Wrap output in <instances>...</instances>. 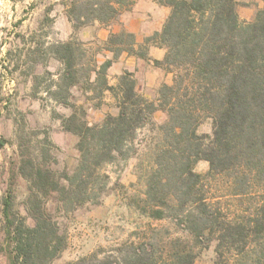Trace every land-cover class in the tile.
<instances>
[{
  "label": "trees",
  "instance_id": "obj_1",
  "mask_svg": "<svg viewBox=\"0 0 264 264\" xmlns=\"http://www.w3.org/2000/svg\"><path fill=\"white\" fill-rule=\"evenodd\" d=\"M157 1L171 7L162 30L143 43L126 28L113 32L104 44L113 57L101 63L72 39L51 46L61 67L59 78L46 89L72 109L60 117L63 129L78 136L79 158L73 169L62 172L33 157L21 159L18 173L31 181L27 215H20L10 188L2 201L10 264H49L64 250L67 235L46 201L56 194L66 210L98 203L110 178L103 165L134 155L138 130L158 110L167 118L149 148L145 210L152 218L170 219L179 234L160 252V229L153 228L148 241L127 243L101 264H197L198 248L213 239L214 264H264V6L248 21L240 17L238 0ZM126 3L67 0L65 5L70 21L80 28L116 21L119 5ZM152 42L166 48L155 63L174 72L172 83H162L157 100L137 91L130 70L110 84L107 71L114 60L123 52L146 58ZM76 86L92 91L87 98H99L95 105L111 91L118 113L89 122L85 106L70 100ZM207 118L212 119V133H199ZM201 159L209 162L204 174L195 170ZM219 175L230 196L247 198V206L234 215L220 196L209 194L207 179Z\"/></svg>",
  "mask_w": 264,
  "mask_h": 264
},
{
  "label": "rangeland",
  "instance_id": "obj_2",
  "mask_svg": "<svg viewBox=\"0 0 264 264\" xmlns=\"http://www.w3.org/2000/svg\"><path fill=\"white\" fill-rule=\"evenodd\" d=\"M136 1L128 0V3L119 5L120 19L111 25L101 22L97 25L94 21L75 28L67 15V0H0V264H10L1 222L2 201L9 188L20 215H27L26 200L31 192V181L18 173L21 159L33 157L36 162L46 163L62 172L65 168L73 169L79 158L78 136L63 129L60 117L70 114L72 109L57 102L46 89L50 82L59 78L61 67L51 52V46L72 39L86 49L87 56L94 54L99 62L112 58V52L111 57H105V40L97 34L109 32V37L114 29L125 28L124 14ZM254 3L255 0L241 1L240 11L247 14ZM150 20L154 21V17ZM91 24L94 26L88 27ZM85 59L88 58L82 61ZM155 60V54L136 57L132 63L135 70L122 68L121 64L112 66L107 71L108 80L117 84L119 76L128 69L134 73L137 91L156 101L162 83H172L174 72L157 65ZM150 78L154 79V85L149 83ZM72 94L71 102L85 106L91 123L102 122L108 113H118L117 99L111 91L105 92L100 105H95L99 98H87L92 91L76 86L72 88ZM166 118L165 111L155 112L152 120L137 132L136 153L127 160L117 159L103 165L110 178L98 203L88 202L66 210L60 207L56 194L46 201L54 220L67 235L64 250L49 264H101L105 256L117 254L127 243L148 241L153 228L160 229L161 235L157 231V239L162 240L161 252L171 243L170 239L179 234L170 219L152 218L145 210L143 176L149 169V148L159 138L158 125ZM212 126V119L207 118L199 125L198 131L212 133ZM208 169L209 162L204 159L195 165V170L203 174ZM224 180L220 175L208 178L206 185L210 188L209 194L220 196L228 212L234 215L238 209L247 206V198L230 196ZM241 202L243 206L239 207ZM28 221L32 222V219L29 217ZM216 244L217 240L213 239L198 248L196 263L214 264Z\"/></svg>",
  "mask_w": 264,
  "mask_h": 264
},
{
  "label": "crops",
  "instance_id": "obj_3",
  "mask_svg": "<svg viewBox=\"0 0 264 264\" xmlns=\"http://www.w3.org/2000/svg\"><path fill=\"white\" fill-rule=\"evenodd\" d=\"M238 1L241 2L243 0H238ZM146 4H149V5H146ZM239 6H240V3L238 5V12L239 14L241 13V17L246 20H251V18L254 15L255 10L257 8L261 9L264 6V0H255V3L252 5L253 7L251 8V10H248L247 14L241 12ZM131 7L132 8L127 13L124 14V18L122 19V21L126 29L135 33L138 43H143L145 41L144 40L145 35L149 36L157 31H161L163 28L164 22L171 10L170 6L160 4L157 0H137L134 3V5L132 4ZM151 15L154 17V21L150 20V18L152 19ZM96 23H98L97 25H100L99 21H95V24ZM136 23L138 24L136 25ZM92 25L93 24L89 25L88 27ZM113 31L118 32L119 29H114ZM108 35H109V32H104V31H100L97 34V36L100 37V39H103L105 41L108 38ZM152 45H149L148 55L155 54L156 59L162 60L165 56L166 48L158 44H155V43ZM135 56L139 57L137 55L129 54L128 52H123L118 58L114 60L113 62L114 65L112 64L111 67L121 64L122 68L127 67L130 70L131 69L135 70V66L132 65V63L136 61ZM105 57H111L110 50H107V54L105 55ZM103 61L104 60H101L100 62H103ZM125 61H127L126 64H125ZM149 83L154 85V79L150 78Z\"/></svg>",
  "mask_w": 264,
  "mask_h": 264
}]
</instances>
